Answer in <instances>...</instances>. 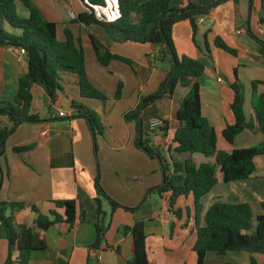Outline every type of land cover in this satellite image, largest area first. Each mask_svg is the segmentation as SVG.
Segmentation results:
<instances>
[{
    "label": "crops",
    "instance_id": "crops-1",
    "mask_svg": "<svg viewBox=\"0 0 264 264\" xmlns=\"http://www.w3.org/2000/svg\"><path fill=\"white\" fill-rule=\"evenodd\" d=\"M145 0H130L135 11ZM44 17L56 23L59 40L64 39V29L69 28L74 38H78L84 51V68L88 80L108 98L103 101L95 97H82L79 92L78 76L61 71L56 100L49 96L40 84H32L33 101L31 111L42 120L22 123L5 140L0 151V202H22L20 209L12 210L18 224H29L36 217V211L50 216L55 209V200L74 199L77 218L72 227L65 222L51 225L46 233V247L31 253L28 264H126L133 256L131 235L124 233L123 227L142 221L146 233V253L150 264H196L193 251L195 242L194 212L189 211L185 219H180L168 210L169 193L162 196L148 192L162 181L158 162L150 158L136 145L137 124L135 120H125L123 115L133 109L140 96L154 92L165 75V66L154 62L157 46L129 42H105L104 29L94 24L87 27L81 23L69 22V10L77 14L86 10L84 0H32ZM172 4L183 6L188 2L207 5L211 0H170ZM259 0H253L250 10L248 0H228L215 7L209 15L198 18L196 39L199 49L192 41V30L187 20L172 26V40L178 55L199 58L206 65L199 77L202 114L214 126L219 149L248 147L262 140L260 132L245 130L238 134L233 144H227L221 130L232 124L234 117L230 109L233 91L230 84L237 81L243 86L244 111L251 114L250 100L254 92L264 93V54L259 53L252 34L264 41V23L258 19ZM96 16L103 21H113L119 17L117 0H104L103 5L94 6ZM21 15L26 10L19 4ZM132 11V12H134ZM207 33L208 54L205 55L204 33ZM240 30V33H237ZM93 34L112 53L131 61L125 63L112 60L101 65L92 47ZM219 36L236 50L232 55L213 44ZM254 41V42H253ZM26 57L18 47L0 46V100H12L18 89V78L26 72ZM220 79V80H219ZM211 80L213 81L211 83ZM120 84V95L114 94ZM185 89L178 86L171 97L151 101L141 108L144 131L148 130L154 143L164 149L170 142L178 126L176 110ZM205 94L209 97L207 99ZM75 100L99 113L103 132L98 136L97 160L93 157L91 133L83 118L72 117L76 109L71 106ZM63 111L60 116L58 112ZM153 118L167 120V134L161 136L159 127L149 128ZM11 121L0 115V128L11 126ZM46 131V133H43ZM139 143V142H138ZM33 144L29 150L14 152L13 147ZM196 162L206 158L193 155ZM255 169L246 179L223 182L219 172L217 183L203 196L200 224H204V214L215 201L228 203L246 202L254 215H264V153L255 157ZM99 170V182L108 196L124 207L141 206L130 211L118 207L111 214L110 226L106 232V245L91 249L95 237L94 224L97 219L96 190L94 179ZM188 196H180L176 207L188 205ZM101 207L110 211L108 202L101 198ZM34 208V209H33ZM193 208V206H192ZM62 213V209H57ZM52 218V216H50ZM186 220V221H185ZM186 226H183V223ZM170 224L174 229L170 232ZM8 255L6 231L0 222V264ZM258 264H264V254H254ZM250 255L245 251H230L223 255L208 252L203 264H249ZM12 264H19L14 261Z\"/></svg>",
    "mask_w": 264,
    "mask_h": 264
},
{
    "label": "trees",
    "instance_id": "trees-1",
    "mask_svg": "<svg viewBox=\"0 0 264 264\" xmlns=\"http://www.w3.org/2000/svg\"><path fill=\"white\" fill-rule=\"evenodd\" d=\"M83 1V0H82ZM86 10L73 13L66 5L69 22L81 23L87 27L94 24L104 29L105 42H129L152 44L157 46L154 62L165 66V75L157 89L145 96H140L139 102L131 110L124 113L125 120H135L137 124L136 145L152 159L158 162L162 173V181L148 190L162 196L169 193L168 210L176 219L182 216V209L176 207L180 196H192L195 242L193 251L196 264H203L208 252L223 255L230 251H245L249 253V264H258L254 254H264V215H254L248 203H228L215 201L209 205L204 214V224L199 223L202 211V198L217 183L219 172L223 182L243 180L248 178L255 169V157L264 153V93L254 92L250 100L251 114L244 111V89L237 79L230 84L233 91L230 109L234 121L226 124L221 130L223 140L231 145L235 137L245 130L260 132L262 140L248 147L231 150L217 147V135L213 125L202 114L200 87L198 78L206 71L205 63L199 58L178 55L172 40V26L187 20L192 30V41L201 49L196 39L198 18L210 14L218 5L228 0H211L207 5L188 2L183 6L172 4L170 0H145L137 5L135 11L130 0H117L119 17L113 21L100 20L94 11V6L103 5L104 0H84ZM237 2V0H233ZM250 10L253 0H248ZM27 14L21 15L18 5ZM134 11V12H132ZM258 19L264 23V0H259ZM204 33L205 55L209 44L207 33ZM248 34L258 43V51L264 54V41L247 30ZM92 47L101 65H108L112 60L125 63L131 61L123 56L112 53L102 40L90 34ZM214 46L232 54L236 50L226 44L222 38L213 39ZM0 46H14L25 49L26 72L18 78V89L12 100H0V115L11 121V126L0 128V151L6 138L22 123H33L42 119L32 113V84H40L54 102L58 92L62 91L60 84L61 71L72 72L78 76L79 92L82 97H95L103 101L107 96L95 88L88 80L84 68V51L78 38H74L69 28L64 29V39L59 40L56 34V23L46 19L32 0H0ZM185 89L178 108L176 127L170 142L164 149L151 139L153 130L144 131L141 108L145 103H154L162 97H171L176 88ZM120 95V84L114 94ZM71 106L76 109L72 117L83 118L91 133L94 158L97 160L98 136L103 132L100 115L95 110L82 103L72 100ZM161 136L167 134V120L159 127ZM141 138L140 144L138 143ZM33 144L13 147L14 152L29 150ZM200 153L206 160L196 162L193 155ZM96 190L97 219L94 224L95 237L90 245L97 249L106 245V232L110 226L112 212L118 207L130 211L137 210L142 202L134 207H124L106 194L99 182V170L94 179ZM101 198L105 199L110 211L101 207ZM22 202H0V222L3 225L7 241L8 255L4 264H28L30 255L35 250L44 249L47 245L45 233L47 229L60 222L72 227L77 218L74 199L55 200V209L50 210V216L37 210L36 217L29 224H18L14 220L12 210L20 209ZM62 209L59 213L57 209ZM9 211V213H7ZM189 215V208H185ZM186 221V220H185ZM186 226V223H183ZM174 224H170V232ZM124 233H129L133 241L134 253L126 264H150L146 253V233L142 221L123 227Z\"/></svg>",
    "mask_w": 264,
    "mask_h": 264
},
{
    "label": "built area",
    "instance_id": "built-area-1",
    "mask_svg": "<svg viewBox=\"0 0 264 264\" xmlns=\"http://www.w3.org/2000/svg\"><path fill=\"white\" fill-rule=\"evenodd\" d=\"M200 19L202 20V17H200ZM240 32H241L240 30H237V33H240ZM18 50H19V53L20 54H25V49L24 48L20 47V48H18ZM58 114L60 116H63L64 115V112L63 111H60V112H58ZM164 120L165 119H163V118H153V119H150L148 121V127L149 128L159 127V126L162 125V123H163ZM43 133H46V131H44Z\"/></svg>",
    "mask_w": 264,
    "mask_h": 264
},
{
    "label": "rangeland",
    "instance_id": "rangeland-1",
    "mask_svg": "<svg viewBox=\"0 0 264 264\" xmlns=\"http://www.w3.org/2000/svg\"><path fill=\"white\" fill-rule=\"evenodd\" d=\"M254 40V39H253ZM254 42V41H253ZM255 43L257 44V46H258V43L255 41ZM158 66H163L160 62H158ZM206 81H207V78H205L204 76H202V78H201V82L202 83H206ZM213 81L211 80V83H212ZM244 93H245V91H244ZM205 97L207 98V99H209V97L205 94ZM108 98V97H107ZM114 99H117V98H115V96L113 97ZM99 114V113H98ZM217 147H218V145H217ZM93 157H94V154H93ZM188 205H186L185 206V204L183 203L182 204V206H181V209H182V211H183V213H184V217H185V219L187 218V215H186V211H185V208L186 207H188L189 208V210H190V212L191 211H193V208H192V206H193V200H192V196L189 194L188 195ZM7 213H9V211H7Z\"/></svg>",
    "mask_w": 264,
    "mask_h": 264
},
{
    "label": "water",
    "instance_id": "water-1",
    "mask_svg": "<svg viewBox=\"0 0 264 264\" xmlns=\"http://www.w3.org/2000/svg\"><path fill=\"white\" fill-rule=\"evenodd\" d=\"M140 142H141V138H140V140H139V144H140Z\"/></svg>",
    "mask_w": 264,
    "mask_h": 264
}]
</instances>
